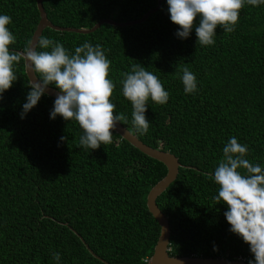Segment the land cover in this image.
<instances>
[{
  "label": "trees",
  "instance_id": "1",
  "mask_svg": "<svg viewBox=\"0 0 264 264\" xmlns=\"http://www.w3.org/2000/svg\"><path fill=\"white\" fill-rule=\"evenodd\" d=\"M43 7L57 27L91 29L104 19L137 21L157 0H43ZM168 8L162 0L139 25L103 24L89 34L46 28L41 36L70 53L85 42L99 44L111 61L114 114L128 118L120 124L181 164L156 200L169 222L168 254L254 264L250 246L230 231L227 205L213 200L219 186L209 174L214 177L233 136L249 147L247 159L264 167V5L245 4L235 31L217 28L211 46L198 45L195 27L188 39L179 38ZM0 15L12 17L8 27L16 42L9 51L23 52L40 19L36 0H0ZM133 64L155 74L169 92L167 104L149 100L146 134L135 131L122 92L121 74ZM185 65L197 77L193 94L185 93L177 75ZM15 73L18 79L0 100V264H57L53 252L60 253L59 264H103L74 232L109 264H146L160 233L146 198L166 167L115 132L111 144L80 147L83 130L75 120H53L55 100L46 95L22 119L31 91L23 60Z\"/></svg>",
  "mask_w": 264,
  "mask_h": 264
},
{
  "label": "clouds",
  "instance_id": "2",
  "mask_svg": "<svg viewBox=\"0 0 264 264\" xmlns=\"http://www.w3.org/2000/svg\"><path fill=\"white\" fill-rule=\"evenodd\" d=\"M167 4L171 21L179 26L176 33L179 38L188 39L195 27L198 45L211 46L215 44L217 28L234 32L245 4L260 6L264 0H167ZM11 23V16L0 15V100L18 79L15 66L23 60L29 73L39 79H30L31 91L23 104L22 119L37 106L49 85L54 84L61 94L54 101L51 118L75 120L83 130L78 144L84 149L97 150L102 144H111L117 125L122 121L127 123L128 118L123 113L114 114L112 96L116 85L109 78L111 61L105 50L99 44L85 42L70 53L63 44L40 36L35 41L29 39L22 53L10 52V46L16 42L8 27ZM121 75L123 96L133 108L134 129L146 134L150 126L145 115L149 100L167 104L169 92L141 64H133L130 72ZM177 75L186 94L197 91V77L188 66H183ZM66 139L61 137L62 141ZM222 151L223 158L215 168L214 177L209 174L219 186L213 200L216 205L221 202L227 205L224 215L230 231L250 246L254 264H264V167L247 159L249 147L235 136ZM52 257L59 264L60 253L53 252Z\"/></svg>",
  "mask_w": 264,
  "mask_h": 264
},
{
  "label": "water",
  "instance_id": "3",
  "mask_svg": "<svg viewBox=\"0 0 264 264\" xmlns=\"http://www.w3.org/2000/svg\"><path fill=\"white\" fill-rule=\"evenodd\" d=\"M162 0H157V7L148 11L141 19L137 21H131L126 23H116L109 19H104L96 23L91 29H75V28H62L53 25L47 18L46 12L43 7V0H36V7L39 12V22L32 35V40L38 39L46 28L52 29L57 32H70L77 34H89L98 30L103 24L111 25L114 27H129L133 25H139L144 23L149 16L156 12L161 6ZM22 53V52H21ZM25 67V62H24ZM25 74L30 84V79H38L35 74L29 73L28 69L25 67ZM61 94L51 87L48 88L46 96L52 99H56L57 95ZM122 140L129 143L132 147L137 149L139 152L145 156L154 159L162 163L166 169L167 173L164 178H162L155 186H153L146 198V206L148 212L157 221L160 227V233L157 243L154 247V251L149 261L146 264H248L245 261L229 260L227 258H200V257H172L168 254V246L170 239V227L168 219L160 211L156 204L157 198L166 191V189L175 181L177 178L179 168L182 167L178 159L170 152L153 149L144 143H142L136 135L132 134L120 123L117 125V129L114 131ZM72 230V229H71ZM73 231V230H72ZM74 232V231H73ZM75 235L78 236L82 244L85 246L87 251L97 260L101 261L103 264H109L96 256L93 251L84 242L82 237H80L76 232Z\"/></svg>",
  "mask_w": 264,
  "mask_h": 264
},
{
  "label": "built area",
  "instance_id": "4",
  "mask_svg": "<svg viewBox=\"0 0 264 264\" xmlns=\"http://www.w3.org/2000/svg\"><path fill=\"white\" fill-rule=\"evenodd\" d=\"M238 261H244L243 259H238Z\"/></svg>",
  "mask_w": 264,
  "mask_h": 264
}]
</instances>
